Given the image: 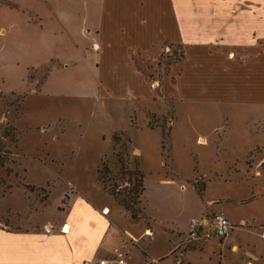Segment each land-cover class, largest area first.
Instances as JSON below:
<instances>
[{"label":"rangeland","instance_id":"obj_1","mask_svg":"<svg viewBox=\"0 0 264 264\" xmlns=\"http://www.w3.org/2000/svg\"><path fill=\"white\" fill-rule=\"evenodd\" d=\"M114 1L130 5L124 17L114 15L113 8L103 11ZM142 2L18 0L20 5L14 8L18 12L0 10V23L13 22L8 37L0 36V227L55 230L72 222L71 200L86 196L99 210L109 206V216L136 233L154 228L152 240L141 237L138 243L115 233V242L128 245L130 264H190L181 253L202 250L207 240H193L190 231L182 236L176 226L187 229L192 217L201 216L206 202L220 205L230 218L255 219L262 223L257 227L259 235L264 231V147L248 151L254 143L264 144V132L245 138L247 126L240 108L233 110L231 130L226 131L229 109L181 104L175 98L173 81L182 49L165 43L159 55L147 57L157 45L135 35V29L143 31L142 24L148 23L136 13L146 11ZM85 23L101 27L114 48L89 53L95 46L85 34L90 31L83 29ZM155 26L148 29L156 33ZM127 46L133 47L130 55L154 89L153 99L133 81L129 88L137 90L135 97H123L115 89L114 63L127 58ZM100 75L108 85L93 92L88 84ZM225 131L227 140L217 148L213 140ZM114 134L119 136L118 144ZM210 134L214 136L208 141L199 140ZM118 153L130 168L137 162L145 176L138 223H132L130 214L97 180L104 166L111 177L119 173ZM242 227L232 233V243L241 242L246 247L243 257L253 264H264V241L251 233L250 225ZM217 243L188 258L214 260L219 254ZM232 243L223 252L230 264H241L233 254L238 246L232 251ZM168 250L169 255L157 258ZM102 259L122 260L116 255Z\"/></svg>","mask_w":264,"mask_h":264},{"label":"crops","instance_id":"obj_2","mask_svg":"<svg viewBox=\"0 0 264 264\" xmlns=\"http://www.w3.org/2000/svg\"><path fill=\"white\" fill-rule=\"evenodd\" d=\"M9 1L16 5L18 0ZM17 5L20 4L17 3ZM129 7L130 5L125 2L114 1L105 5L103 11L106 13L107 8H113L114 15L120 14L121 17H124L126 9ZM141 8H146V11L144 13L136 11V13L148 23L142 24L143 31L135 29V35L137 37L142 35L144 43L150 46L156 47L157 45V50L147 57L159 55L165 43L182 49L183 57L179 63V73L173 81L175 98L181 104H212L219 106L224 112L229 109L231 113L227 112L226 114L228 123L225 124L226 131L231 130L229 120L234 115L233 110L240 108L246 120L244 124L247 126V131L244 133L245 138L263 133L264 113L258 116L255 114L260 110L264 112V0H144ZM2 9L8 10L6 11L8 13L19 11L9 6H0V10ZM149 12H151L150 15ZM15 14H13V18ZM59 22L62 21L59 20ZM12 24L13 22L9 21L0 23L1 37H8ZM153 26L158 27L156 33L154 30L148 29V27L154 29ZM121 27L123 26H116V29L124 32L125 29H121ZM86 28L90 31L85 34L91 38L90 43L92 42L95 46V49L89 53L102 52L109 46L114 48L105 33L100 31L101 27L92 28L85 23L83 29ZM122 37L119 34V38ZM131 49L133 47L127 46L125 48L127 58L121 59V61L118 59L117 63H114L115 89H120V94L123 97H135L137 90L133 87L129 88L133 81L135 84H140L141 89L147 93L149 98L153 99L154 89L143 73L137 69L132 55H130ZM98 67L99 64H96V74ZM123 72H125V79L122 77ZM50 78L51 74L44 86L47 85ZM107 78L110 83L111 78ZM107 82L101 80L100 75L88 85L92 87L93 92H98L99 88L107 87ZM218 127L220 129V126ZM225 132L213 140L217 148L227 140L225 138L227 132ZM208 136L212 138L214 135L202 136L199 140L208 141ZM262 147L264 144L254 143L248 151ZM85 199L78 197L71 200L69 219L72 222L67 221L55 230H51L50 227L42 230L35 229V227L29 230L28 228L14 229L1 226L0 264H83L86 261L112 255L118 256L125 264H130L127 258L128 254H126L127 249L129 250L128 245L123 241H117V239L115 242L114 238H117L115 233L119 232L120 235L128 237L133 243H138L141 237L151 236V240L154 238L156 234L154 228L153 231L144 228L142 232L136 233L130 225H123L120 220L110 217L112 210L109 206H104L99 210L95 203L86 196ZM210 204V202H206L205 206L201 205V216L192 217L191 220L208 217L204 215L205 211L215 212L227 218L233 229H230L229 236L224 238L223 243L219 238H212L206 241L202 250L181 253L187 263L230 264L225 252H228L227 246L232 243V233L244 228L243 224L250 225L251 233L264 241L257 228L262 223L258 224L255 219L248 221L230 218L231 215H228V211L222 210L220 205ZM62 228L65 229V232H62ZM176 229V233L179 232L184 236L190 231L191 223L187 229H182L178 225ZM166 240L168 249H170L167 235ZM215 240L218 242L219 254L214 260L213 257L209 259L201 257L200 261L188 258L194 252L204 254L210 246L214 245ZM120 245H124L125 248H120ZM236 245L238 251L236 250L235 253ZM247 246H250V243ZM224 250L225 252H223ZM245 250L246 247L241 242L232 243L235 258L241 261V264H253L252 259L243 257V254L246 253ZM169 254L168 250L157 258ZM153 259L156 258L153 257Z\"/></svg>","mask_w":264,"mask_h":264},{"label":"trees","instance_id":"obj_3","mask_svg":"<svg viewBox=\"0 0 264 264\" xmlns=\"http://www.w3.org/2000/svg\"><path fill=\"white\" fill-rule=\"evenodd\" d=\"M0 5L9 6L10 8H18L9 0H0ZM121 135L124 137L126 136L125 134ZM113 140L115 144H118L120 140L119 136L114 134ZM130 142L131 141L128 138L127 143ZM126 156L129 157L127 154ZM116 158L120 165L119 173L111 177V172L103 165L105 171H98L97 180L103 191L113 197L114 200L130 214L131 221L138 222L141 218V210L139 208V205L141 204V196L146 190L145 176L140 170L137 162L134 163L133 168H130L121 154L118 153Z\"/></svg>","mask_w":264,"mask_h":264},{"label":"built area","instance_id":"obj_4","mask_svg":"<svg viewBox=\"0 0 264 264\" xmlns=\"http://www.w3.org/2000/svg\"><path fill=\"white\" fill-rule=\"evenodd\" d=\"M232 228L227 218L222 215H214L211 217H204L200 220H191V229L189 232L190 237L193 240L200 238L206 239L207 241L212 238H225L228 236L230 229ZM65 232V229H62ZM261 236L264 238V231ZM83 264H125L122 260H107L98 259L93 261H86Z\"/></svg>","mask_w":264,"mask_h":264},{"label":"bare ground","instance_id":"obj_5","mask_svg":"<svg viewBox=\"0 0 264 264\" xmlns=\"http://www.w3.org/2000/svg\"><path fill=\"white\" fill-rule=\"evenodd\" d=\"M106 213H108V211H106Z\"/></svg>","mask_w":264,"mask_h":264}]
</instances>
